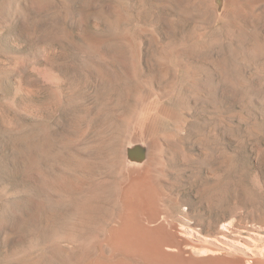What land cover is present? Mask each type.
<instances>
[{"label":"rangeland","instance_id":"obj_1","mask_svg":"<svg viewBox=\"0 0 264 264\" xmlns=\"http://www.w3.org/2000/svg\"><path fill=\"white\" fill-rule=\"evenodd\" d=\"M154 137L172 160L160 221L201 245L232 221L223 254H264V0H0V264L71 226L36 211L61 176L113 225Z\"/></svg>","mask_w":264,"mask_h":264},{"label":"bare ground","instance_id":"obj_2","mask_svg":"<svg viewBox=\"0 0 264 264\" xmlns=\"http://www.w3.org/2000/svg\"><path fill=\"white\" fill-rule=\"evenodd\" d=\"M229 2L232 3L233 0H229ZM160 65H164V63L160 62ZM162 108L160 112L165 117L167 116L171 120L176 118L174 110ZM177 122H175L176 126H179ZM152 131L149 128L141 127L134 136L149 138ZM159 141L158 137L151 140L152 152L150 154L135 152L136 156L132 160L141 163L134 166V169H130L126 175L120 194L121 210L115 223L106 229L103 225L92 222L94 206H96L94 203L96 204L98 201L94 202L93 196L82 195L81 178L75 174H68L61 176L59 182L55 180L54 182H58L60 198L52 204L38 205L36 211L40 215H47L52 220L59 218V211L61 214L62 211L66 212L67 217L72 220L71 226L66 230L63 227L56 230L54 228L50 239H48V244H45L47 253L40 252L30 257L17 259V264H245V260L241 258L226 257L223 254V244L219 242L221 238L228 235L227 233H230L232 221L223 224L229 226L230 229L221 227L217 231L216 237H206L208 240L213 239L214 243L206 242L202 245L198 244L199 242L195 243L192 240L193 236L187 237L180 234L179 236L178 229L174 224L167 227L160 221L165 211L163 212L164 209L162 210L160 206L162 211L157 207L156 199L158 195H162L159 185L163 186L168 183L167 175L170 174L169 164L172 160L170 156L169 158L165 157L166 150L163 148L165 145ZM166 149L168 150V148ZM157 173H160V176ZM188 214L186 212V215ZM89 221L92 223L87 224L90 231L84 225ZM213 230L214 227L211 224L202 226V231L206 235L210 236ZM221 241L223 240L221 239ZM258 253L251 254L253 258L248 259L250 264H264V258L261 256L264 255L263 252Z\"/></svg>","mask_w":264,"mask_h":264}]
</instances>
